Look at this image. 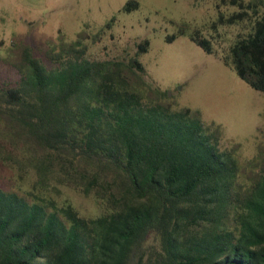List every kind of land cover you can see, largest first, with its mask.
Returning a JSON list of instances; mask_svg holds the SVG:
<instances>
[{
    "label": "trees",
    "instance_id": "obj_1",
    "mask_svg": "<svg viewBox=\"0 0 264 264\" xmlns=\"http://www.w3.org/2000/svg\"><path fill=\"white\" fill-rule=\"evenodd\" d=\"M258 1L228 0L241 13L226 24L254 18L221 61L264 94ZM115 23L40 46L0 39L14 72L0 76V264H264V145L242 160L220 125L170 102L146 80L147 39L90 56ZM188 37L216 55L199 31ZM61 188L94 211L57 201Z\"/></svg>",
    "mask_w": 264,
    "mask_h": 264
},
{
    "label": "rangeland",
    "instance_id": "obj_2",
    "mask_svg": "<svg viewBox=\"0 0 264 264\" xmlns=\"http://www.w3.org/2000/svg\"><path fill=\"white\" fill-rule=\"evenodd\" d=\"M127 1L0 0V39L5 47L11 41L44 45L55 41L59 33L66 41H73L87 27L95 32L115 17L110 32L113 40L107 36L102 44L89 45L90 56L124 57L134 52L135 44L147 39L148 51L140 57L146 80L179 108L198 110L205 123L220 125L223 147L239 143L242 160L254 157L257 147L264 145V94L221 61L235 41L250 30L252 11L247 10L248 19L228 25L224 20L241 13L228 0H135L137 10L120 12ZM194 31L210 40L216 55L205 53L189 40ZM172 36L174 39L168 41ZM0 76L12 77L14 72L0 64ZM51 194L60 203L68 200L81 214L94 211L91 201L65 189Z\"/></svg>",
    "mask_w": 264,
    "mask_h": 264
}]
</instances>
